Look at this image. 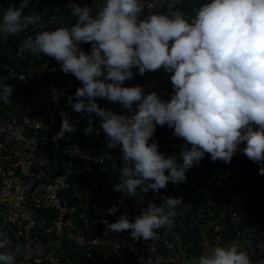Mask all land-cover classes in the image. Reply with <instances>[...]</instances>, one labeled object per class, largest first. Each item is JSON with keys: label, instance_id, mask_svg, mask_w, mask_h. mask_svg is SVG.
Instances as JSON below:
<instances>
[{"label": "built area", "instance_id": "2783aa9c", "mask_svg": "<svg viewBox=\"0 0 264 264\" xmlns=\"http://www.w3.org/2000/svg\"><path fill=\"white\" fill-rule=\"evenodd\" d=\"M141 2L142 17L180 10L191 19L208 0ZM69 3L93 7L95 14L103 0H65L41 10L28 3L23 14L35 12L41 22L18 36L0 39V84L13 89L11 104L0 103V233L10 241L8 249L0 251L12 250L17 264H185L215 246L241 243L244 249V242H249L245 250L252 264H264V221L250 222L251 212L264 201V176L259 174L260 165L243 154V143L239 158L225 172L212 171L202 159L178 186L169 182L166 189L148 193L138 189L135 198L118 203L123 196L114 191L121 175L117 170L122 164L120 148H107L95 114L94 132L86 135L88 114L68 105V97L82 87L81 82L71 73L64 74L55 59L19 51L28 35L74 24ZM20 4L0 0V17ZM80 47L90 52V44ZM133 73L124 87L142 86L145 94L155 91L170 100V73L162 68L143 76L134 68ZM97 103L116 114H128L121 112L118 103L99 98ZM61 112L76 130L54 141L61 129ZM173 131L167 125L157 126L150 143H158L160 153L175 155L182 164L179 146L186 142L174 137ZM161 196L183 197L187 208L176 210L170 233L159 230L155 251L152 242L133 239L131 230L107 229L104 221L115 223L127 213L134 222L149 202L162 204ZM112 206L119 209L114 215L107 211Z\"/></svg>", "mask_w": 264, "mask_h": 264}, {"label": "clouds", "instance_id": "9594fccd", "mask_svg": "<svg viewBox=\"0 0 264 264\" xmlns=\"http://www.w3.org/2000/svg\"><path fill=\"white\" fill-rule=\"evenodd\" d=\"M28 3L22 0L19 8L12 5L3 12L0 39L18 36L41 22L35 12L23 14ZM67 6L74 24L28 35L19 51L53 58L64 74L81 82L82 87L68 97V105L88 114L86 135L94 132L95 114L107 148H120L121 175L114 191L123 196L118 203L135 198L138 189L148 193L166 189L169 182L178 186L205 154L213 162L230 163L242 143L243 154L260 165L259 174L264 176V0H208L191 19L180 10L142 17L141 0H103L95 14L87 5ZM82 43L91 45L90 52L81 49ZM134 68L141 76L161 68L170 73V100L155 91L145 94L142 86L124 87ZM12 92L7 83L0 84V103L11 104ZM98 98L118 103L128 114L101 108ZM60 115L61 129L54 141L76 130L65 113ZM165 125L186 142L179 146L182 164L175 155L160 153L158 143H150L157 126ZM160 199L162 204L149 202L134 222L125 213L115 223H104L111 232L131 230L133 239L152 242L155 251L159 230L173 228L176 210L187 208L183 197ZM118 210L107 209L113 215ZM9 243L0 233V250L8 249ZM0 264H17L14 252L0 251ZM185 264H252V260L247 250L232 243L215 246Z\"/></svg>", "mask_w": 264, "mask_h": 264}, {"label": "trees", "instance_id": "16d2710c", "mask_svg": "<svg viewBox=\"0 0 264 264\" xmlns=\"http://www.w3.org/2000/svg\"><path fill=\"white\" fill-rule=\"evenodd\" d=\"M18 3H22V0H17ZM65 0H29V3L37 8V9H44L48 7H52L54 5H58L63 3ZM239 153L238 150L234 154L233 158L231 159L230 163H225L223 161L217 160L215 162L211 161L210 155L205 154V157L203 158L205 161V164L212 170L216 172H225L229 169L231 164H235L236 160L239 158ZM255 221H264V201H261L258 205V207L251 212V218L250 222H255ZM166 232L170 233V231L165 228L164 229ZM235 236H229L226 238V243L231 241ZM176 240V238L174 239Z\"/></svg>", "mask_w": 264, "mask_h": 264}, {"label": "crops", "instance_id": "0c3cea01", "mask_svg": "<svg viewBox=\"0 0 264 264\" xmlns=\"http://www.w3.org/2000/svg\"><path fill=\"white\" fill-rule=\"evenodd\" d=\"M237 245L239 246V245H241V243H238ZM243 246H244V250L247 249L249 247V242H244Z\"/></svg>", "mask_w": 264, "mask_h": 264}]
</instances>
